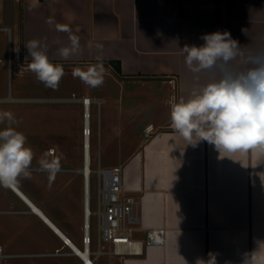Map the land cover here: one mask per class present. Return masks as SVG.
Listing matches in <instances>:
<instances>
[{"label": "crops", "instance_id": "obj_1", "mask_svg": "<svg viewBox=\"0 0 264 264\" xmlns=\"http://www.w3.org/2000/svg\"><path fill=\"white\" fill-rule=\"evenodd\" d=\"M64 27L70 31L59 30ZM216 31L230 32L245 56L264 51V0H0V38L8 36L15 47L13 56L9 47L10 75L11 63L20 65L17 76L30 71L24 45L32 39L46 45L50 61L64 71L103 64L101 86L85 85L81 97L59 100L82 103L85 112L84 98L92 99L91 148V107L98 105L99 164L106 149L118 156L111 167L123 166L126 189L140 198L133 239L143 241L141 254L102 247L91 222V176L87 185L84 169L63 165L74 160H62L50 145L34 161L58 159L62 170L54 179L33 171L2 192L0 214L7 220L1 264H85L86 223L94 264L103 256L105 264H207L210 253L216 264H242L244 254L264 242V149L223 157L207 141L187 144L172 127L169 102L187 98L214 72H192L182 49L203 45L201 37ZM70 34L80 48L64 58L59 50L70 46ZM83 151L85 163L84 145ZM71 172L78 175L69 177ZM150 228L166 230L163 244L145 242Z\"/></svg>", "mask_w": 264, "mask_h": 264}, {"label": "clouds", "instance_id": "obj_2", "mask_svg": "<svg viewBox=\"0 0 264 264\" xmlns=\"http://www.w3.org/2000/svg\"><path fill=\"white\" fill-rule=\"evenodd\" d=\"M69 32L67 27L59 29ZM201 46L185 45L182 49L187 67L194 73L214 69L208 82L187 98L170 101L173 129L188 143L207 141L220 155L231 157L249 149H264V51L242 54L238 41L230 32L204 34ZM70 46L61 48L64 58L80 48L79 38L69 35ZM31 61L29 70L46 88L56 90L65 75L61 64L50 61L46 45L32 39L24 45ZM102 63L76 68L73 76L96 88L104 83ZM0 187L15 189L21 179L33 171L48 174L50 179L62 170L58 159L41 158L33 166L34 152L27 137L15 126L18 121L10 111L0 112ZM207 264H216L211 253ZM205 264L204 261H200ZM242 264H264V242L251 253H245Z\"/></svg>", "mask_w": 264, "mask_h": 264}, {"label": "rangeland", "instance_id": "obj_3", "mask_svg": "<svg viewBox=\"0 0 264 264\" xmlns=\"http://www.w3.org/2000/svg\"><path fill=\"white\" fill-rule=\"evenodd\" d=\"M6 36L4 39L0 38V112L10 111L18 121L15 126L27 137V144L32 148L35 157L44 156L48 151L50 145H55L59 150V157L62 160L73 159V164H63L68 167H76L81 171L85 170L84 162V106L82 103L67 102L59 99L73 98V94L77 97H81L84 92L85 84L78 78L73 76V72L65 70V75L60 81L59 88L52 90L46 88L41 82L36 79V76L31 71H24V75L17 76V70L19 71L20 65L18 63L12 64L10 75V59H9V47L10 41ZM12 56L15 55V47L11 46ZM15 62V57H13ZM23 68V67H21ZM117 90V89H116ZM115 91V89H113ZM99 94L98 91L94 95ZM14 98H27V99H42L44 101H13L9 100ZM5 99V100H3ZM58 99V100H55ZM92 174L91 186H92V203L91 209L94 213L91 216L92 228L94 238L98 236V223L99 215L97 212L100 209L98 190L100 176L97 172L102 165L103 168H110L119 159L118 156L106 149V153L102 155V164H99L98 160V105L94 103L92 105ZM4 127L0 124V129ZM69 144V148H64ZM65 150V154L61 152L62 148ZM108 151V152H107ZM69 152V154H67ZM67 154V155H66ZM35 160V159H34ZM119 162V161H117ZM117 164V163H116ZM34 167L36 166L33 161ZM62 166V165H61ZM122 166V165H116ZM77 169V170H78ZM78 175L76 172H71L68 176ZM82 179L80 176L76 177L73 186L77 188L80 185ZM6 190L0 187V209L4 208L5 203L4 195L2 192ZM7 214H0V243H4L6 240V233L2 228V224L6 223ZM108 257L103 256L99 261V264H105V260ZM19 259L6 260L4 264H19Z\"/></svg>", "mask_w": 264, "mask_h": 264}, {"label": "built area", "instance_id": "obj_4", "mask_svg": "<svg viewBox=\"0 0 264 264\" xmlns=\"http://www.w3.org/2000/svg\"><path fill=\"white\" fill-rule=\"evenodd\" d=\"M92 99L84 98L85 112H84V148H85V168H90V173L85 177L87 180L91 174V155H90V104ZM100 176L99 185V206L97 212L99 215L98 235L103 242L114 245V251L118 253H142L143 241L133 239V232L137 230L140 224V216L137 208L140 203L139 196L132 195L125 187L124 182V168L123 166H114L110 168L99 167ZM92 212L87 209V216ZM89 223H86V235L84 237L85 249L82 253L85 264H94L90 259L89 244L91 243V236L89 233ZM166 239V230L164 228H150L147 230V237L145 242L148 245L163 244ZM70 240L65 238V243L70 244ZM75 252L81 253L77 249ZM59 252V251H58ZM3 248L0 246V264L4 257ZM89 257V259H88Z\"/></svg>", "mask_w": 264, "mask_h": 264}, {"label": "bare ground", "instance_id": "obj_5", "mask_svg": "<svg viewBox=\"0 0 264 264\" xmlns=\"http://www.w3.org/2000/svg\"><path fill=\"white\" fill-rule=\"evenodd\" d=\"M88 166H90V165L88 164L87 167L84 170L85 172H87V175H89V173H90V168Z\"/></svg>", "mask_w": 264, "mask_h": 264}]
</instances>
